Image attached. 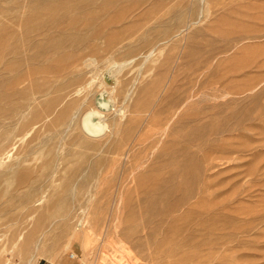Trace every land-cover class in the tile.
<instances>
[{
    "label": "rangeland",
    "instance_id": "1",
    "mask_svg": "<svg viewBox=\"0 0 264 264\" xmlns=\"http://www.w3.org/2000/svg\"><path fill=\"white\" fill-rule=\"evenodd\" d=\"M124 2L131 54L19 71L30 106L19 127L1 121L14 135L0 142V264H264V0ZM85 114L89 133H112L86 136Z\"/></svg>",
    "mask_w": 264,
    "mask_h": 264
},
{
    "label": "bare ground",
    "instance_id": "2",
    "mask_svg": "<svg viewBox=\"0 0 264 264\" xmlns=\"http://www.w3.org/2000/svg\"><path fill=\"white\" fill-rule=\"evenodd\" d=\"M5 1V0H4ZM63 1V0H62ZM61 0H36V1H32L29 2V4L27 5H23V6H10L9 8H7L8 6H0V129H3L1 135H0V142L1 141H6L8 140L7 138L9 136L14 135L12 130L9 128L6 129L4 126V122L2 123L1 121L5 120H10V122L15 125L17 124V127H19L18 123H17V118L20 115H25L24 113L27 112L29 110V106L28 105V97H26L27 95V91L26 90H20L21 88H15V82L18 80L19 75L21 73H19V71L21 70L24 64V62L29 64H33L34 62L39 61V63L43 62L44 60H49L48 58H58L62 61H74L75 63H77V68H79L81 66L82 62L81 60L83 58H87L89 61H91V59L93 58V60L91 61V63L89 65H87V67H89L90 65H93L95 62V57L99 56L100 54H105V57L107 56L108 58L112 59V58H116V57H123L126 55V53L131 54V50L132 47H134V44L132 41L130 43L125 42V37H121V35H125L126 33H131L130 35L128 34V37H133L136 35V33L138 32L137 26L134 25L133 23H126L123 21L124 19H120L121 16L127 11L128 7L126 6H116V4H118L120 2V0H106V2H104V0H102L103 2H99V6H97V0H80L78 1L79 4L76 6H68L66 5V3H63ZM70 0H68L69 2ZM73 2V0H71ZM125 4L127 3V5H131L128 0H124ZM128 1V2H126ZM135 0H133L134 2ZM138 1V0H137ZM141 1V0H140ZM7 2V1H6ZM9 2V1H8ZM7 2V3H8ZM11 2V1H10ZM56 4H55V3ZM67 2V1H66ZM132 2V3H133ZM27 3V2H26ZM135 3V2H134ZM133 3V4H134ZM137 3V2H136ZM54 5V6H52ZM135 5V4H134ZM27 7L28 8V14H25V12H22L26 15V18H22L23 20L20 19V17H24L23 15H19L20 11L24 8ZM132 7V6H131ZM188 7V6H187ZM186 7V8H187ZM132 10V9H131ZM190 10V9H189ZM181 11V10H180ZM130 12V11H129ZM184 12V10H183ZM182 12V13H183ZM186 12V11H185ZM175 14L177 13V11L174 12ZM188 13V12H187ZM127 14V13H126ZM173 14V13H172ZM174 14V15H175ZM185 14V13H184ZM183 14V15H184ZM29 15V16H28ZM160 15V14H159ZM162 15V14H161ZM164 15V14H163ZM187 15V14H186ZM112 16V17H111ZM167 16V15H166ZM176 16V15H175ZM181 16V15H179ZM185 16V15H184ZM175 18L174 16H169V18ZM182 17V16H181ZM164 18V17H163ZM168 17H166L165 19H167ZM183 18V17H182ZM158 19V17L156 18ZM160 19V17H159ZM162 19V18H161ZM122 20V21H121ZM173 20V19H172ZM158 21V20H157ZM168 21V20H166ZM175 20H173L172 22H174ZM179 21V20H177ZM154 22V21H153ZM170 22V20H169ZM141 23V22H140ZM176 23V21H175ZM151 24V23H149ZM155 24V23H154ZM181 24V23H180ZM152 25V24H151ZM156 25V24H155ZM159 25V24H157ZM182 25V24H181ZM179 25V26H181ZM146 26V25H145ZM150 26V25H148ZM160 26V25H159ZM177 26V25H175ZM18 27V29L16 28ZM137 28V29H136ZM151 28V27H150ZM149 28V29H150ZM155 28V27H154ZM143 29V28H142ZM146 29H148V27H146ZM146 29H144V32H140L142 33V35L144 33H146ZM148 29V30H149ZM158 29V28H157ZM146 30V31H145ZM155 32V29H151V31ZM162 30V28H161ZM176 30V29H175ZM150 31V30H149ZM157 31V30H156ZM159 31V30H158ZM166 32V31H165ZM151 33V32H150ZM138 34V33H137ZM153 34V33H152ZM156 33H154L155 35ZM169 35V32L166 33L164 35L165 38L171 37V35ZM173 34V33H172ZM177 34V33H176ZM175 34V35H176ZM123 35V36H124ZM147 35V36H146ZM151 35V34H149ZM148 34H145L144 37H148ZM167 35V36H166ZM138 36V35H137ZM161 36V34L159 35ZM175 37V36H174ZM151 41V38L148 37ZM153 38V37H152ZM163 38V37H162ZM164 38V39H165ZM250 38V37H248ZM135 39H138L135 38ZM147 39V38H145ZM155 39V38H154ZM158 38L156 37V40ZM241 39V38H240ZM246 39V37H245ZM259 39V38H258ZM153 40V39H152ZM155 40V41H156ZM239 40V39H238ZM237 40V41H238ZM244 40V39H242ZM252 40V39H251ZM106 41V42H105ZM138 41L142 42L143 37H139ZM137 41V42H138ZM147 41L146 42H150ZM154 41V42H155ZM160 41H162V39H160ZM248 41V40H247ZM138 42V43H139ZM140 42V43H141ZM159 42V41H158ZM156 42V43H158ZM144 43V42H142ZM147 44V43H146ZM152 44V42H151ZM149 44V45H151ZM155 43H153L152 45H154ZM141 45V44H140ZM148 45V46H149ZM235 45V44H234ZM144 47V45H142ZM155 47V46H154ZM235 47V46H234ZM150 49V47H149ZM148 49V50H149ZM138 50V49H137ZM135 51V49L133 50V52ZM150 52V51H149ZM144 54V53H143ZM88 55V57H87ZM214 55V54H213ZM116 56V57H115ZM129 57V55H127ZM145 57V55H144ZM147 57V55H146ZM215 57V56H214ZM101 58V57H100ZM139 58V57H138ZM148 58V57H147ZM212 58V57H211ZM123 59V58H122ZM125 59V58H124ZM215 59V58H214ZM212 59V60H214ZM98 60V59H97ZM102 60V59H101ZM108 60V59H107ZM209 59V61H212ZM51 61V60H50ZM84 61V60H83ZM114 61V59H113ZM122 61V60H121ZM208 61V62H209ZM47 62V61H44ZM104 62V61H103ZM206 62V64L208 63ZM40 65L43 66L44 64L42 63ZM210 63V62H209ZM208 63V64H209ZM63 64V63H62ZM98 64V62H97ZM124 64V63H123ZM25 65V64H24ZM52 65V64H51ZM205 65V62L204 64ZM31 66V65H30ZM34 66V65H33ZM57 66V65H54ZM66 66V64H65ZM29 67V66H28ZM36 67V65H35ZM53 66L49 67L47 66H43L42 68H39L41 70H48L50 68H52ZM30 68V67H29ZM37 68H38V64H37ZM70 68V67H69ZM90 68V67H89ZM203 68V67H202ZM25 69L26 68H22ZM31 69V68H30ZM29 69V70H30ZM88 69V68H87ZM32 70V69H31ZM70 69H68L67 71H69ZM74 70V69H73ZM71 70V71H73ZM35 71V70H34ZM62 71V70H60ZM82 71V69H81ZM80 70L78 72H81ZM30 72V71H29ZM43 72V71H42ZM59 72V71H58ZM82 72H85L84 70ZM86 72L88 73V71L86 70ZM37 73V72H35ZM64 73V72H63ZM202 73V72H201ZM46 74V73H45ZM82 77V74L79 73ZM33 75V74H32ZM199 78H200V74ZM52 76H54L52 74ZM57 77H59L60 75H55ZM66 76V75H65ZM74 75H72L73 77ZM25 77V76H24ZM35 77V76H34ZM62 77V75H61ZM84 77V76H83ZM197 77V76H196ZM33 77H31L30 80ZM38 78V77H37ZM68 78V76H67ZM70 78V77H69ZM77 78V77H76ZM191 78V77H190ZM194 78V77H192ZM198 78V77H197ZM198 78V80H199ZM21 80V79H20ZM27 80V79H25ZM29 80V82L31 83V81ZM66 80V78H65ZM68 80V79H67ZM195 81V79H193ZM192 80V81H193ZM23 81V80H22ZM58 81V80H57ZM57 81L55 83H57ZM64 81V80H63ZM189 81V80H188ZM33 82V81H32ZM36 82V81H35ZM59 82V81H58ZM62 83V80L60 81ZM67 82V81H66ZM20 83V82H19ZM28 83V82H27ZM60 83V84H61ZM68 83V82H67ZM82 83V81H81ZM96 83V82H95ZM17 84V83H16ZM53 84V83H52ZM58 84V83H57ZM198 84V83H197ZM45 85V84H44ZM196 85V84H195ZM21 86V85H20ZM26 86V85H25ZM35 86V85H34ZM99 86V85H98ZM101 86V84H100ZM55 87V85H54ZM57 87V86H56ZM94 87V85H93ZM191 87V86H190ZM33 88V87H31ZM52 88V87H51ZM59 88V87H58ZM54 89V88H53ZM64 89V88H63ZM71 89V88H70ZM74 89V88H73ZM196 89V88H195ZM194 89V90H195ZM39 90V89H38ZM48 90V89H47ZM201 90V89H200ZM58 91V90H56ZM112 91V90H111ZM184 91V89H183ZM34 92V91H32ZM35 92H38L37 90ZM50 92V90H49ZM65 92V91H64ZM92 92V91H91ZM94 92V91H93ZM102 92V91H101ZM42 93V92H41ZM55 93V92H54ZM61 93V92H59ZM89 93V92H88ZM121 93V92H120ZM129 93V92H128ZM46 94H50L48 92H46ZM53 94V93H52ZM91 94V93H90ZM88 94V95H90ZM94 94V93H93ZM98 94V93H97ZM101 94V93H100ZM99 94V95H100ZM103 94V93H102ZM122 94V93H121ZM124 94V93H123ZM122 94V95H123ZM189 94H191V92H189ZM202 94V92H201ZM43 95V94H42ZM41 95V96H42ZM55 95V94H53ZM69 95V94H68ZM87 95V96H88ZM106 95V93H105ZM119 95V94H118ZM188 95V93H187ZM192 95V94H191ZM197 95V94H196ZM39 96V95H38ZM63 96L65 97L64 93ZM62 96V97H63ZM121 97V95H119ZM199 96V93H198ZM30 97V96H29ZM46 97V99L49 97ZM44 97H42L44 99ZM61 97V96H60ZM89 97V96H88ZM87 97V98H88ZM94 97V96H93ZM105 97V96H104ZM118 97V98H120ZM191 97V96H190ZM20 98H24L25 100V104L26 106L21 107L19 104L16 103V101ZM34 98V97H33ZM57 98V97H56ZM86 98V99H87ZM102 98L103 97H99L97 98V104H100L102 106L103 109H107L108 108V103H104L102 102ZM122 98V97H121ZM192 98V97H191ZM49 99V98H48ZM47 99V102L50 100ZM55 99V98H54ZM60 99V98H59ZM85 99V100H86ZM123 99V98H122ZM181 99V98H180ZM194 99V98H193ZM192 99V100H193ZM35 100V99H34ZM62 100V98H61ZM61 100L59 102H61ZM64 100V98H63ZM124 100V99H123ZM122 100V101H123ZM188 100H191L190 98H188ZM42 99H41V103H42ZM45 101V100H44ZM43 101V103H44ZM56 101V100H55ZM93 101V100H92ZM178 101V100H177ZM177 101H175L177 103ZM180 101V100H179ZM178 101V102H179ZM24 102V101H23ZM30 102V101H29ZM46 102V101H45ZM46 102V103H47ZM51 102V101H50ZM124 102V101H123ZM173 102V103H175ZM187 102V101H186ZM185 102V103H186ZM22 104V102H20ZM49 103V102H48ZM47 103V105H49ZM184 103V104H185ZM33 104V101L31 103V105ZM55 104V103H54ZM53 104V105H54ZM24 105V104H23ZM28 105V106H27ZM51 105V104H50ZM123 105V104H122ZM83 106V105H81ZM79 106V107H81ZM93 106V104H92ZM175 104L172 106L174 108ZM182 106V105H181ZM49 107V106H48ZM52 107V106H50ZM176 107V106H175ZM25 108V109H24ZM47 108V107H46ZM121 108V107H120ZM184 108V107H183ZM208 108V107H207ZM206 108V109H207ZM35 109V108H33ZM32 109V110H33ZM50 108L46 109L49 110ZM92 109V108H91ZM177 109V107H176ZM179 109V108H178ZM97 110V109H96ZM120 110V109H119ZM175 110V108H174ZM183 110V109H181ZM180 110V111H181ZM203 110V109H202ZM201 110V111H202ZM52 111V110H51ZM50 111V112H51ZM65 111V110H64ZM78 111V110H77ZM167 111V110H166ZM177 111V110H176ZM201 111H199V114L201 113ZM208 111V109H207ZM29 112V111H28ZM31 112V111H30ZM37 112V111H36ZM49 112V111H48ZM88 112V111H87ZM96 112V111H95ZM116 112V111H115ZM165 112V111H164ZM163 112V114H164ZM171 112L172 109H171ZM38 113V112H37ZM92 113V112H91ZM101 113V112H99ZM169 114V112H167ZM178 113V112H177ZM35 114V113H34ZM62 114V113H61ZM94 114L95 118L97 115V113H92ZM110 114V113H108ZM63 115V114H62ZM74 115V114H73ZM35 116V115H34ZM65 116V115H64ZM105 116V115H104ZM169 117V115H166ZM171 116V114H170ZM173 116V114H172ZM171 116V117H172ZM205 116V115H204ZM60 117V116H59ZM58 117V118H59ZM153 117V116H152ZM174 117V116H173ZM203 117V115L201 116ZM201 117H199V119H201ZM26 117H23V120ZM72 118V117H71ZM82 118V117H79ZM87 118H91V117H87ZM94 118V117H93ZM94 118V119H95ZM149 118V117H148ZM147 118V119H148ZM92 119V118H91ZM105 119V118H104ZM107 119V118H106ZM151 118L148 119L145 122L150 123L149 120ZM174 119V118H173ZM190 119V118H187ZM194 119V118H193ZM192 119V120H193ZM198 119V120H199ZM20 120V117H19ZM68 120V119H67ZM70 120V119H69ZM80 120V119H79ZM100 119H98L99 122ZM102 120V119H101ZM145 120V119H144ZM152 120V119H151ZM166 120V117L165 119ZM169 120V119H168ZM197 120V119H194ZM104 121V120H102ZM106 121V120H105ZM104 121V122H105ZM116 121V120H115ZM114 121V122H115ZM119 121V120H118ZM117 121V122H118ZM170 121V120H169ZM168 121V122H169ZM25 122V121H24ZM81 122V120H80ZM102 124V126L100 128H94L92 130L93 134H101L100 136L97 137H93V140H99L102 139L104 137H106L107 135H110L112 132L110 131V128L108 126V124L104 123ZM154 122V121H153ZM9 123V121L7 122ZM20 123V121H19ZM10 124V123H9ZM80 124V123H79ZM113 124V123H112ZM145 124V125H146ZM153 124V123H152ZM150 123V125H152ZM167 124L164 123V125ZM11 125V124H10ZM9 125V126H10ZM88 125V123H87ZM115 124H113L112 126H114ZM144 125V124H143ZM162 125V124H161ZM168 125V124H167ZM119 126V124H118ZM163 126V125H162ZM170 126V125H169ZM8 127V126H7ZM22 127V126H20ZM140 127V126H139ZM147 127V126H146ZM80 130L81 127L79 126ZM114 127H112L113 129ZM164 128H166L164 126ZM170 128V127H169ZM14 129V128H13ZM142 130H144L143 128H141ZM168 129V127H167ZM166 130V129H165ZM15 131V130H14ZM107 132V133H106ZM119 132V130H118ZM91 133V134H92ZM82 134V133H81ZM161 135V134H160ZM159 136V133H158ZM84 137V136H83ZM88 138V137H87ZM90 138V137H89ZM88 138V139H89ZM160 138V137H159ZM11 139V138H9ZM91 139V138H90ZM161 140V138H160ZM152 142V141H151ZM156 142V141H155ZM155 145V143H153ZM3 145V144H2ZM1 146V145H0ZM104 146V145H103ZM189 146V145H188ZM133 146H131L132 148ZM128 148V149H131ZM134 148V147H133ZM102 149V147H101ZM188 149V148H187ZM132 150V149H131ZM151 151V150H150ZM125 152L123 153L124 156ZM130 155V154H128ZM125 158V157H124ZM128 158V157H127ZM130 160V159H129ZM128 160V162H129ZM155 178V177H153ZM156 182V181H155ZM160 183V182H159ZM163 186V185H161ZM160 186V187H161ZM165 186V185H164ZM163 186V187H164ZM153 187V186H152ZM159 185L157 184L156 186V190L158 189ZM155 189V188H153ZM178 189V187H177ZM164 192L166 190H163ZM154 192V190L152 191ZM157 192V191H156ZM70 195V194H69ZM162 196L163 193H162ZM166 198V197H165ZM141 204V202H140ZM140 207V206H139ZM142 208V207H141ZM104 236V235H103ZM110 236V235H109ZM80 238V236H79ZM81 240V238H80ZM119 241V240H118ZM116 243V242H115ZM120 243V242H119ZM107 245H109L110 247H114V249H120L121 247V243H120V247H115V245H112L109 243V241L107 240ZM109 246L108 249H109ZM124 248V247H123ZM122 249H120L117 252H121ZM114 252V251H113ZM116 253V252H115ZM123 254V253H122ZM87 255V254H86ZM120 256V255H119ZM123 256H121V259L123 260ZM149 259V257H148ZM110 262V261H109ZM126 264H134L132 263L129 259L125 260ZM114 264H119L117 261L114 262ZM125 264V263H124Z\"/></svg>",
    "mask_w": 264,
    "mask_h": 264
},
{
    "label": "water",
    "instance_id": "3",
    "mask_svg": "<svg viewBox=\"0 0 264 264\" xmlns=\"http://www.w3.org/2000/svg\"><path fill=\"white\" fill-rule=\"evenodd\" d=\"M86 115H87V114H85V115L82 117V119H81V129H82L83 133H84L86 136H92V137L100 136L102 133L96 135V134H93L91 131H90V133L87 131V129H86L87 127H85V124H86ZM93 122H94V123H97L96 119H93ZM91 133H92V134H91Z\"/></svg>",
    "mask_w": 264,
    "mask_h": 264
}]
</instances>
